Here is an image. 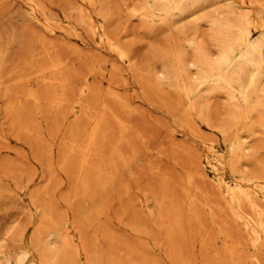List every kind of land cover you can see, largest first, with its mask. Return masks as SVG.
Segmentation results:
<instances>
[{"label": "rangeland", "instance_id": "374dc122", "mask_svg": "<svg viewBox=\"0 0 264 264\" xmlns=\"http://www.w3.org/2000/svg\"><path fill=\"white\" fill-rule=\"evenodd\" d=\"M0 264H264V0H0Z\"/></svg>", "mask_w": 264, "mask_h": 264}, {"label": "bare ground", "instance_id": "6f19581e", "mask_svg": "<svg viewBox=\"0 0 264 264\" xmlns=\"http://www.w3.org/2000/svg\"><path fill=\"white\" fill-rule=\"evenodd\" d=\"M239 41V40H238ZM251 42V41H250ZM185 43V42H184ZM245 45V48H248V44L247 43H245L244 44ZM260 56V55H259ZM251 82H253V80L251 81ZM252 84V83H251ZM236 103H237V101H236ZM79 149V148H78ZM50 241V240H49ZM60 244V243H59Z\"/></svg>", "mask_w": 264, "mask_h": 264}]
</instances>
